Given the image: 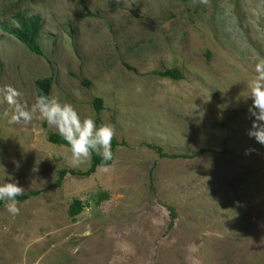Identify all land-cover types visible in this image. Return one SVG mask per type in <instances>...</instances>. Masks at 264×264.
Segmentation results:
<instances>
[{
    "label": "rangeland",
    "instance_id": "rangeland-1",
    "mask_svg": "<svg viewBox=\"0 0 264 264\" xmlns=\"http://www.w3.org/2000/svg\"><path fill=\"white\" fill-rule=\"evenodd\" d=\"M20 17H39L42 56L3 30ZM260 57L264 0H0V90L31 110L51 77L49 98L116 143L81 176L90 161L72 166L38 112L10 124L0 96V182L38 192L15 217L0 206V264H264V146L245 98ZM171 68L182 79L157 74ZM63 171L78 174L51 187Z\"/></svg>",
    "mask_w": 264,
    "mask_h": 264
},
{
    "label": "clouds",
    "instance_id": "clouds-1",
    "mask_svg": "<svg viewBox=\"0 0 264 264\" xmlns=\"http://www.w3.org/2000/svg\"><path fill=\"white\" fill-rule=\"evenodd\" d=\"M253 72L255 75L248 84L249 94L245 97L251 99V104L247 108L251 123L246 135L255 143L264 146V57L258 58V62L253 66ZM0 96L13 108L10 116L7 112L3 113L10 124L29 122L33 119L34 112H38L42 120L54 126L71 154L72 166H79L90 161L93 154L100 157V166H106L107 162L113 158L111 141L114 129L111 126L102 124L97 127L92 118L81 120L70 104L61 105L57 100L44 94L36 96L31 110H26L25 106L18 101L20 93L11 86L0 90ZM251 151L253 150L246 149L245 155ZM0 169L5 175L3 166H0ZM23 191L24 189L15 181L0 182V201L4 202L5 211L13 217L20 212L16 197Z\"/></svg>",
    "mask_w": 264,
    "mask_h": 264
},
{
    "label": "trees",
    "instance_id": "trees-1",
    "mask_svg": "<svg viewBox=\"0 0 264 264\" xmlns=\"http://www.w3.org/2000/svg\"><path fill=\"white\" fill-rule=\"evenodd\" d=\"M16 21L18 23V27L16 29L3 28V30L6 33H8L9 35L16 38L31 53H33L37 56H42L40 46L37 42V36H38V33L40 31V28H41L39 17H29V18L20 17V18H17ZM157 74H159V76L162 78H168V79L174 80V81L182 79L181 72L176 68H171V69H166L164 71H159V72H157ZM51 82H52L51 77H47V78L37 80L35 82L36 96L38 94H44V95L49 97V90H50ZM93 104H94V108H95L96 112H99L101 110V107H102L101 100L95 99ZM47 140H48V142H50L52 144L67 147L65 142L63 141V139L58 134L50 133L47 137ZM115 146H116V143L111 142V147L113 148ZM149 148L156 151V153H158V154H162L161 149H159L157 147L150 146ZM111 160L107 162L106 166L110 165ZM100 165H101L100 157L96 154H93L92 158L90 160L89 169L87 171H85L84 173H79V175L88 176V175L94 173L96 168L104 167V166H100ZM67 173L73 174V175L78 174V173H74L72 171H66V172L63 171V172H61V174L58 178V181L56 183H54V185H52L51 187H57L60 184V181L62 179L63 174H67ZM37 194H38V192L34 191V192H30V193L18 196V197H16V199L18 202H20V201L23 202L29 196L37 195ZM3 203L4 202L0 201V206L3 205ZM81 210H82V204L79 201H74L69 206L68 215H69V217L74 218L75 216H77L81 212Z\"/></svg>",
    "mask_w": 264,
    "mask_h": 264
}]
</instances>
